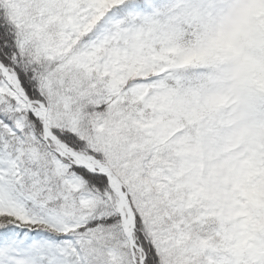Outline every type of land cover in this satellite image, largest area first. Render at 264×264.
<instances>
[{
	"label": "snow or ice",
	"instance_id": "obj_1",
	"mask_svg": "<svg viewBox=\"0 0 264 264\" xmlns=\"http://www.w3.org/2000/svg\"><path fill=\"white\" fill-rule=\"evenodd\" d=\"M0 264H264V0H0Z\"/></svg>",
	"mask_w": 264,
	"mask_h": 264
}]
</instances>
